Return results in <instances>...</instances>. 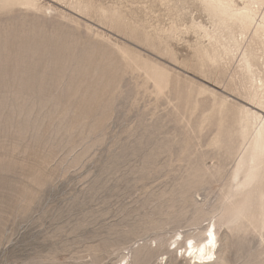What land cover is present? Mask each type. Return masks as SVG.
I'll return each instance as SVG.
<instances>
[{
  "label": "rangeland",
  "instance_id": "obj_1",
  "mask_svg": "<svg viewBox=\"0 0 264 264\" xmlns=\"http://www.w3.org/2000/svg\"><path fill=\"white\" fill-rule=\"evenodd\" d=\"M205 1L0 0V264H264V0Z\"/></svg>",
  "mask_w": 264,
  "mask_h": 264
},
{
  "label": "bare ground",
  "instance_id": "obj_2",
  "mask_svg": "<svg viewBox=\"0 0 264 264\" xmlns=\"http://www.w3.org/2000/svg\"><path fill=\"white\" fill-rule=\"evenodd\" d=\"M209 1H211V0H208V2ZM226 1H228V0H226ZM226 1H225V4H226ZM230 1V0H229ZM244 1H246L247 3H251V2H253L254 0H244ZM202 2H204V1H202ZM207 2V0L205 1V3ZM231 2V1H230ZM255 2L256 1H254V4H255ZM204 3V4H205ZM210 3V5H212L211 4V2H209ZM224 3V1H222V0H214V2H213V5H212V8H213V12H215L216 13V16L218 17V18H224V19H227V20H229L228 22H230V21H232V22H236V23H239V24H241V25H243V26H245V27H247V28H249V27H251V25L253 24V18H252V16L248 13V11H246V6H248L249 7V5L247 4V5H245V2H244V5H245V11L243 10V11H241V10H239V11H232L231 10V7H229V5H225V4H223ZM229 3V2H228ZM205 5H207V4H205ZM233 6H235L234 4H232ZM208 7V6H207ZM236 7H237V5H236ZM243 8V7H242ZM233 10H235V8H232ZM253 9V8H252ZM211 10V9H210ZM209 10V11H210ZM255 10V9H254ZM211 12V11H210ZM209 12V13H210ZM256 12V11H255ZM211 15H212V13H211ZM210 15V16H211ZM215 14L213 13V16H214ZM255 15V14H254ZM217 17H216V19H217ZM263 17V16H262ZM215 19V18H214ZM222 19H220L221 20V22H223L224 21V19H223V21H222ZM227 20H225V21H227ZM262 20V19H261ZM264 20V19H263ZM217 22H218V20H216ZM221 22H219V23H221ZM232 22H231V25H232ZM262 22V21H261ZM223 24V26H224V22L223 23H221V25ZM227 24V23H226ZM229 24V23H228ZM220 25V24H219ZM231 25H229V26H231ZM255 25H257V24H255ZM215 26V25H214ZM218 25H216V27H217ZM235 26H237V25H235ZM219 27V26H218ZM228 27V26H227ZM226 26L223 28V29H225V28H227ZM234 26H232V28H233ZM220 28V27H219ZM230 28V27H229ZM228 28V29H229ZM259 28H261L263 31H264V26L262 25L261 27L259 26ZM231 29V28H230ZM229 29V30H230ZM205 29H203V31H204ZM228 30V31H229ZM245 30V29H244ZM248 30V29H247ZM221 31V30H220ZM206 32V31H205ZM208 32V31H207ZM229 32H231V31H229ZM214 33V32H213ZM228 33V32H227ZM215 34V33H214ZM232 34H234V33H232ZM205 35H207V33L205 34ZM229 35V34H228ZM231 35V34H230ZM230 35H229V37H230ZM209 36V35H208ZM213 36V35H212ZM232 36V35H231ZM242 36H243V34H242ZM260 37V36H259ZM208 38V37H207ZM234 38H235V36H234ZM262 38V37H261ZM213 39H215L214 38V36H213ZM231 39H233V38H230V40ZM236 39V38H235ZM260 39V38H259ZM212 40V39H211ZM233 41H234V39H233ZM236 41V40H235ZM230 42H232V40L230 41ZM234 43V42H233ZM236 43V42H235ZM237 44V43H236ZM234 45V44H233ZM232 45V46H233ZM239 46V45H238ZM231 48V47H230ZM239 48V47H238ZM237 48V49H238ZM232 49V48H231ZM234 50H236V49H234ZM246 62V61H245ZM264 66V65H263ZM257 81V80H256ZM260 84V83H259ZM263 126V125H262ZM257 138H258V140H260L261 141V144H260V148L261 149H263L264 150V135L262 134V132H260L258 135H257ZM211 226V225H210ZM210 226H208V229H207V231H206V234H208V235H206L205 234V236L200 240V241H198V242H193V240H189V241H187L188 242V248H185L186 250H185V253L188 251V253H189V257H190V261H192V263L193 264H196V263H199V264H217V261H218V257H217V253H218V242H217V238H216V233H215V228H214V225H212V227L210 228ZM222 258V257H221ZM224 262V261H223ZM223 262H221V263H223Z\"/></svg>",
  "mask_w": 264,
  "mask_h": 264
}]
</instances>
